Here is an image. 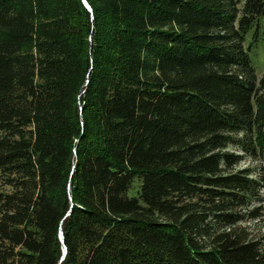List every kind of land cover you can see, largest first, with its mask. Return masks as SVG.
<instances>
[{"label": "trees", "instance_id": "trees-1", "mask_svg": "<svg viewBox=\"0 0 264 264\" xmlns=\"http://www.w3.org/2000/svg\"><path fill=\"white\" fill-rule=\"evenodd\" d=\"M261 60L264 0H0V264H264Z\"/></svg>", "mask_w": 264, "mask_h": 264}, {"label": "rangeland", "instance_id": "rangeland-1", "mask_svg": "<svg viewBox=\"0 0 264 264\" xmlns=\"http://www.w3.org/2000/svg\"><path fill=\"white\" fill-rule=\"evenodd\" d=\"M257 73H258V77L259 79H264V60H261L258 64H257ZM235 153L236 154H242V152H240L239 148H235ZM232 151H234V148L232 149ZM261 165V161L256 160L248 155H245L244 160L238 165L239 169H243V168H247V167H252L254 169H258Z\"/></svg>", "mask_w": 264, "mask_h": 264}, {"label": "water", "instance_id": "water-1", "mask_svg": "<svg viewBox=\"0 0 264 264\" xmlns=\"http://www.w3.org/2000/svg\"><path fill=\"white\" fill-rule=\"evenodd\" d=\"M61 237H62V241H63V234H61Z\"/></svg>", "mask_w": 264, "mask_h": 264}]
</instances>
